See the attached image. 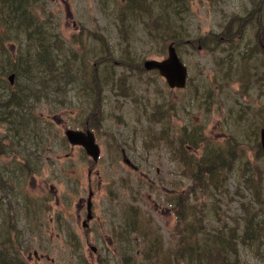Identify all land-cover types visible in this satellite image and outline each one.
Here are the masks:
<instances>
[{"label": "rangeland", "instance_id": "374dc122", "mask_svg": "<svg viewBox=\"0 0 264 264\" xmlns=\"http://www.w3.org/2000/svg\"><path fill=\"white\" fill-rule=\"evenodd\" d=\"M44 1L48 3L46 9L55 12L56 16L53 33L49 35L56 36L63 62L70 64L72 61L73 73L70 74L76 76L83 69L95 74L101 85L102 123L98 130L90 129L98 146L99 158L92 163L81 147L66 145L67 149L62 150L60 140L55 139V135L62 137L65 129L81 130L82 123L93 119L84 118L91 104L85 93L91 91L83 86V94L78 80L67 86L71 88L67 92H63L62 85L57 86L55 92L58 96L47 90L49 104L63 105L58 111L48 113L45 98L33 102L36 98L33 80L26 89L31 95L27 104L32 105L31 112L37 122L50 133L53 147L38 152L39 169L37 165L30 175L9 171V164V168L12 164H19L8 163L0 155V180L14 189L13 194L9 191L11 195L0 194L2 211L14 214L8 226L0 218L1 247L6 246V250L16 254L23 264H98L97 261L103 259V264H123V257L130 255L134 264H159L152 261L154 245L152 240L145 238L142 229L152 236V225L155 224L166 251L172 252L174 242L169 236L174 223L172 195L179 193L185 184H192L184 174L180 158L176 155L175 164L171 160L173 151L165 154L160 144L155 146L156 142L152 141L149 114L152 113V104L161 101L166 102L165 108L170 107L168 114L174 129L188 126L189 134L193 132L195 139L198 134L204 136L205 143L203 141L198 149H188L190 155L202 156L211 149L225 155L229 165L223 181L227 196L209 199L214 200L208 203L209 208L219 212L224 208L227 215H232L236 213L235 207L240 209L241 203L246 201L264 212V202L259 204L253 200L256 193L264 201V156L259 138L260 126L264 122V84L241 76L243 69L252 73L251 69L256 67L263 72L260 59L264 54L255 46L260 40L264 44V5L263 14L252 18L254 6L262 0H177L174 6L186 17L184 22L183 19L175 24L171 21L173 31H169L167 37L174 40L164 43L161 39L153 41L141 25H137L134 31L118 26L113 12L118 10L115 0L112 3L107 0ZM116 1L122 4L124 0ZM122 10L127 12L126 8ZM246 14L250 18L241 33L242 29L237 30V24L231 18ZM118 31L120 36L129 34L132 42H121ZM7 36L13 39V35ZM80 36V40L75 39ZM210 37L213 44L206 43L207 49L201 41ZM232 39L236 41L219 47L214 45L218 40ZM190 40L199 41L188 47L185 42ZM33 42L25 49L34 48ZM170 42L187 70V83L182 90L168 89L155 72L139 68L147 59L165 58ZM12 45L10 43L6 48H14ZM197 47L201 50L197 51ZM248 47L252 48L248 55L250 62L243 63L244 57L241 56ZM227 49L231 57L227 56ZM110 51L112 58L108 61L111 64L101 61V57ZM18 84L21 85L20 80ZM1 112L0 107V115ZM239 127L255 129L256 140L237 131ZM6 128L1 115L0 151H6L8 145L3 135ZM41 136L43 140L46 138L42 133ZM170 137L175 139L173 134ZM182 137L186 136L182 134ZM234 137L242 146L232 144L236 149L221 147ZM144 138L149 144L147 148L142 143ZM227 149L231 154L239 152L235 161V157L228 159ZM123 156L128 158L132 168L122 163ZM242 159L250 170L243 177L248 183L233 178L234 173L241 175ZM155 184H161V190L152 191ZM89 190L92 193V218L86 222L87 227L82 228ZM164 193L171 206L164 201ZM196 196L200 198L198 194ZM241 196L245 199H240ZM32 204L34 208H29ZM224 220L226 223L232 221ZM72 236L76 243L72 242ZM72 244L78 246L80 255H75ZM87 245L95 247V252L91 253ZM10 247L18 250L12 251ZM252 252V248L241 247L239 258L242 264H264V260L253 258ZM258 252L264 253V249Z\"/></svg>", "mask_w": 264, "mask_h": 264}, {"label": "trees", "instance_id": "16d2710c", "mask_svg": "<svg viewBox=\"0 0 264 264\" xmlns=\"http://www.w3.org/2000/svg\"><path fill=\"white\" fill-rule=\"evenodd\" d=\"M107 1L112 3L113 0ZM176 1L124 0L121 4L120 1L115 0L118 10L113 11L114 17L119 22L118 26L127 29V31H134L137 25H141L143 31L148 32L147 35L151 36L153 41L157 39H161L162 43L173 41V38L167 37V33L173 31L174 25H172L171 21L175 24L183 19L184 22L186 17L183 14H179L180 10L174 6ZM263 5L264 1L262 0L257 6H254L252 18H258L260 14H263ZM46 6H48V3L44 0H0V107L2 108L3 121L7 125L3 135H5V140L8 144L5 146L6 151H0V155H3L8 163L11 161L17 162L19 166L12 164L13 166L9 168V164L7 168L17 174L20 171L22 175L33 174L39 162L37 159L39 156L38 152H44L53 147L52 142L49 140L50 133L37 122V117L31 112L32 105L27 104L31 95L26 89L33 80V94L36 95L33 102L45 98L48 103V105L46 104L48 113L58 111L63 105L55 102L49 104L50 100L47 99V90L51 91L54 96H58L55 92L57 86L62 85L64 88L63 92H67L71 89L67 86L78 80L80 82L79 90L83 94L84 90L81 88L83 86L91 91L89 94L85 93L89 98L88 101L91 102V111L89 110L84 118L85 120L93 118L88 122L84 120L85 122L80 125L83 128L81 130H98L102 123L101 115H103V109L99 99L101 90L98 78L95 74H89L83 69L80 71L81 74L78 73L76 76L70 74L73 73L71 69L72 61H69L70 64L67 61L63 62L64 58L62 59L61 48L56 36L49 35L53 33L56 16L55 12L47 10ZM124 8L127 9V12L122 10ZM186 10H188V4ZM152 11H155V14ZM249 18L250 15L246 14L245 16L231 19L237 24V30L242 29V33ZM43 26L47 29L46 32L43 31ZM258 29L260 30V28ZM186 32L183 34L185 39ZM45 33L47 36H45ZM6 34L13 35V39ZM118 35L121 42L125 44H128L129 40L132 42L129 34L120 36L118 31ZM80 38L81 36L75 37L78 40ZM32 41H34V48H27L26 50L25 47ZM198 41L190 40L188 42L192 44ZM234 41L236 40H218L214 45L220 46L221 44ZM10 43L13 44L14 48H6ZM201 43L205 44L206 48L209 49L206 43L212 46L213 40L211 37L204 38ZM251 51L252 48L250 47L245 49L241 56V58L244 57L243 63H246V61L250 62L248 55ZM226 52L228 53L227 56L231 57L228 49ZM72 55L73 53L71 52L69 56L71 57ZM111 58L112 52L110 51L101 57V61L111 64L108 61ZM260 60L262 61L263 72L260 73L254 67L251 69L253 70L252 73L243 69L241 76L244 78L250 77L254 81L264 84V57ZM58 63L60 64L58 65ZM223 63L227 62L223 60ZM139 68L143 69L142 65ZM83 73L87 76H84ZM10 75L14 76L13 84L8 81ZM59 77L63 79L58 80ZM18 80L21 82L20 86ZM93 91L96 93H93ZM165 106V101L152 104V113L149 114V122L152 119V141L156 142L155 146L160 144L161 151L165 154L173 151L171 160L175 164H177L176 155L180 158L179 161L184 166V174L188 176L192 184L191 186L185 184L179 193L172 195L174 197V206L172 207L174 223L169 231V236L174 242L172 252L166 251L164 240L155 224L152 225V236L144 233L142 229L145 238L152 240L154 245L152 261L160 262L161 264H242L243 261L241 262L242 259L239 258L241 247L252 248L251 256L264 260V253L258 252L260 249H264V212L256 208L254 203H247L246 201L241 203L240 209L235 207L236 213L232 215H227L224 208L222 212L209 208L208 203L213 202L217 197L227 196L224 193L223 181L226 179L225 174L229 165L225 161V155L215 152L214 149H211L210 152H205L202 156L190 155L188 149H198V146L203 144V141L205 143L202 138L204 136L198 134V138L195 139L193 132H191L192 135L189 134L188 126L174 129L170 124V116L168 114L170 107L165 108ZM260 127V130L264 129V122H262ZM251 130L254 132L251 133ZM237 131L250 135L256 140V130L253 128H247L246 130L239 127ZM41 133L46 136L44 140ZM170 134H173L175 139H172ZM182 134L186 137L183 138ZM55 139L60 140L59 143L62 150L67 149L66 145L69 146L64 135L62 137L55 135ZM133 143L135 142L133 141ZM142 143L145 148L149 147L145 138ZM232 144L242 146L239 139L234 137L232 141H227L221 147H234ZM226 151L228 159L235 157L233 160L235 161L239 152L231 154L229 149ZM241 161L242 166L239 170L241 175L239 177L234 173L233 178L248 183L249 181L243 177H246L245 172H250V170L248 164H245L243 159ZM161 188V184H155L152 186V191L161 190ZM12 190L14 191L13 186L9 187L6 181L0 180V194L11 195L9 191L12 193ZM196 194L202 199L198 198ZM163 198L170 205V199L166 193L163 194ZM212 198L214 200L210 201L209 199ZM240 199H245V197L241 196ZM253 200L259 204L264 202L256 193ZM2 202V199H0V218L4 220V225L8 226L14 214L2 211ZM7 203L11 204V201L7 200ZM34 206L33 204L29 205V208H34ZM22 210H24L23 207ZM224 218L232 221L226 223ZM71 239L72 242L76 243L74 236ZM16 241L19 243L17 238ZM72 246L74 247L75 255H80L78 246L73 244ZM9 249H12V251L18 250L15 247H10ZM121 261L123 264L133 263L131 255L123 257ZM0 264L23 263L22 260L17 258L16 254L8 252L6 246H0ZM98 264H100V260ZM101 264L103 263L101 262Z\"/></svg>", "mask_w": 264, "mask_h": 264}, {"label": "water", "instance_id": "95a60500", "mask_svg": "<svg viewBox=\"0 0 264 264\" xmlns=\"http://www.w3.org/2000/svg\"><path fill=\"white\" fill-rule=\"evenodd\" d=\"M145 70L156 71L159 77L165 81V84L169 89L180 90L185 85L186 70L183 64L179 61L175 49L172 44L166 47V57L160 61L157 60H145L142 64ZM8 81L12 82V75L8 77ZM64 137L70 146L81 147L87 156H89L92 162H95L98 157V148L94 144L92 133L88 130L85 131H75L67 129L64 131ZM260 138H262V133H260ZM262 152L264 154V145H261ZM123 163L129 165L127 159H123ZM91 192H88V196L85 202L86 206V216L85 220L82 221V228L86 227V222L91 219V203H90ZM91 250L94 249L91 247Z\"/></svg>", "mask_w": 264, "mask_h": 264}, {"label": "flooded vegetation", "instance_id": "af4514ba", "mask_svg": "<svg viewBox=\"0 0 264 264\" xmlns=\"http://www.w3.org/2000/svg\"><path fill=\"white\" fill-rule=\"evenodd\" d=\"M185 44L188 46V47H191L192 45H191V43H189L188 41H186L185 42ZM258 46H255V49L256 50H261V52H263L264 51V48H262V42H259L258 44H257ZM197 51H200L201 50V47H197V49H196ZM152 72V71H151ZM186 83H187V80L185 79V85H186ZM185 85H184V88H185ZM124 157V159H128V158H126L125 156H123ZM88 247L89 248H93L94 250L92 251L91 250V252L92 253H94L95 252V247H93V246H90V245H88ZM102 263H105V259H103V260H100ZM97 262H99V260L97 261Z\"/></svg>", "mask_w": 264, "mask_h": 264}, {"label": "bare ground", "instance_id": "6f19581e", "mask_svg": "<svg viewBox=\"0 0 264 264\" xmlns=\"http://www.w3.org/2000/svg\"><path fill=\"white\" fill-rule=\"evenodd\" d=\"M260 10V9H259ZM222 45V44H221ZM223 46V45H222ZM218 47H219V45H218ZM144 62V61H143ZM143 64V63H142ZM143 67V66H142ZM11 76V75H10ZM12 77H13V79H14V76L12 75ZM113 79H115V78H113ZM9 83L10 84H13L12 82H10L9 81ZM99 84V83H98ZM100 85V84H99ZM101 86V85H100ZM16 118V117H15ZM260 133H262V138H260ZM259 138H260V146L261 145H264V129H261L260 130V132H259ZM261 151H262V148H261ZM262 154H263V152H262ZM263 156H264V154H263Z\"/></svg>", "mask_w": 264, "mask_h": 264}]
</instances>
